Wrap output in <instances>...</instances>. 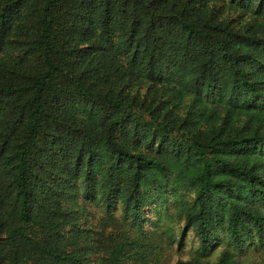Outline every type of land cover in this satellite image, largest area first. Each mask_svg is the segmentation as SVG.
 Here are the masks:
<instances>
[{
  "label": "trees",
  "instance_id": "16d2710c",
  "mask_svg": "<svg viewBox=\"0 0 264 264\" xmlns=\"http://www.w3.org/2000/svg\"><path fill=\"white\" fill-rule=\"evenodd\" d=\"M183 231L174 264H264V0H0V264Z\"/></svg>",
  "mask_w": 264,
  "mask_h": 264
},
{
  "label": "rangeland",
  "instance_id": "374dc122",
  "mask_svg": "<svg viewBox=\"0 0 264 264\" xmlns=\"http://www.w3.org/2000/svg\"><path fill=\"white\" fill-rule=\"evenodd\" d=\"M150 217L156 219L154 214H151ZM158 223L162 229H166L170 227L176 232H177V229L182 228V222L178 223L175 220L171 221L168 218H166L165 215L161 217ZM181 237L183 238V240L180 246H178V244L173 242L171 247L168 250L164 251L163 258H164V262H166L165 264H174L175 260L178 258L183 259V260L188 259L191 256L193 250L196 248L197 246L196 239L190 231H187L185 234L183 231V234L181 235ZM222 246H223V243L221 242V244L217 246V248H215L214 251L209 255V259L211 261L214 260L218 249ZM247 247H248L247 253H250L252 251V246L247 245ZM248 256H250L253 260L257 258V256L256 255L254 256V254L252 253L248 254Z\"/></svg>",
  "mask_w": 264,
  "mask_h": 264
}]
</instances>
